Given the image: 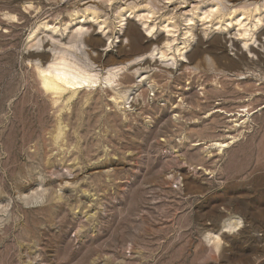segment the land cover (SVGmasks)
Segmentation results:
<instances>
[{"label":"rangeland","instance_id":"obj_1","mask_svg":"<svg viewBox=\"0 0 264 264\" xmlns=\"http://www.w3.org/2000/svg\"><path fill=\"white\" fill-rule=\"evenodd\" d=\"M263 75L264 0H0V264H264Z\"/></svg>","mask_w":264,"mask_h":264},{"label":"bare ground","instance_id":"obj_2","mask_svg":"<svg viewBox=\"0 0 264 264\" xmlns=\"http://www.w3.org/2000/svg\"><path fill=\"white\" fill-rule=\"evenodd\" d=\"M193 21L194 20L191 21V25L194 24ZM242 75L244 74L240 73V74H235L232 77H242ZM240 80H243V78H241ZM90 81L91 80L89 77H83L79 73H73L67 70L57 71V73L55 74H53L50 70L44 71V75L41 78L42 88L46 92L48 93L58 92V94L60 95L68 91L75 94L78 91L90 89L92 88V86H94V83H89ZM217 145H219V147L227 146V144H217Z\"/></svg>","mask_w":264,"mask_h":264}]
</instances>
